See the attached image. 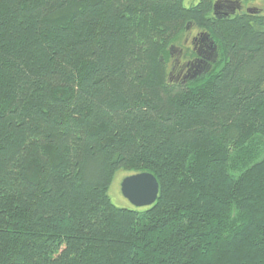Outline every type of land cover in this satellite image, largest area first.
<instances>
[{"label":"trees","instance_id":"trees-1","mask_svg":"<svg viewBox=\"0 0 264 264\" xmlns=\"http://www.w3.org/2000/svg\"><path fill=\"white\" fill-rule=\"evenodd\" d=\"M252 1L0 0V264H264Z\"/></svg>","mask_w":264,"mask_h":264},{"label":"water","instance_id":"water-1","mask_svg":"<svg viewBox=\"0 0 264 264\" xmlns=\"http://www.w3.org/2000/svg\"><path fill=\"white\" fill-rule=\"evenodd\" d=\"M251 12L252 10H247ZM120 190L122 196L135 208L152 206L158 195V183L151 174H133L123 179Z\"/></svg>","mask_w":264,"mask_h":264},{"label":"rangeland","instance_id":"rangeland-1","mask_svg":"<svg viewBox=\"0 0 264 264\" xmlns=\"http://www.w3.org/2000/svg\"><path fill=\"white\" fill-rule=\"evenodd\" d=\"M188 2V1H186ZM239 7H241V11L239 12H246L247 10H255L256 12H261L264 10V0H253L252 2L248 3L246 6L243 4H238ZM196 35V31H190L187 35V47H192L191 40ZM174 56H177V53H174ZM180 60V59H179ZM182 64V62L180 63ZM130 176V173L119 170L115 173L114 178L112 180V183L108 190V197L111 200L112 204L118 208H125L129 210H140L138 208H135L132 206V204L125 199L120 190V185L124 178Z\"/></svg>","mask_w":264,"mask_h":264},{"label":"flooded vegetation","instance_id":"flooded-vegetation-1","mask_svg":"<svg viewBox=\"0 0 264 264\" xmlns=\"http://www.w3.org/2000/svg\"><path fill=\"white\" fill-rule=\"evenodd\" d=\"M236 11H241V7H239L238 5L236 6V9L232 10V13L233 12H236ZM195 43V44H194ZM191 44L195 45L196 46V41L193 40V43L191 42Z\"/></svg>","mask_w":264,"mask_h":264}]
</instances>
